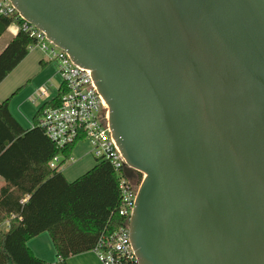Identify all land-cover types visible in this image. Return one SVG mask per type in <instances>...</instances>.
<instances>
[{"label":"water","instance_id":"obj_1","mask_svg":"<svg viewBox=\"0 0 264 264\" xmlns=\"http://www.w3.org/2000/svg\"><path fill=\"white\" fill-rule=\"evenodd\" d=\"M92 72L143 175L139 264H264V0H9Z\"/></svg>","mask_w":264,"mask_h":264},{"label":"trees","instance_id":"obj_2","mask_svg":"<svg viewBox=\"0 0 264 264\" xmlns=\"http://www.w3.org/2000/svg\"><path fill=\"white\" fill-rule=\"evenodd\" d=\"M13 22L0 19V36ZM33 43L23 31L15 35L0 54V84L27 57ZM60 97L61 93L43 104L31 130L12 116L10 99L0 103V175L5 179L0 190V264H49L28 246L45 232L58 264H67L72 256L93 251L102 235L127 225L128 219L119 213L120 180L109 162L96 159L95 167L74 182L60 168L50 167L55 156L70 158L77 145L58 149L38 126L42 111L57 105ZM142 177L138 173L139 181Z\"/></svg>","mask_w":264,"mask_h":264},{"label":"built area","instance_id":"obj_3","mask_svg":"<svg viewBox=\"0 0 264 264\" xmlns=\"http://www.w3.org/2000/svg\"><path fill=\"white\" fill-rule=\"evenodd\" d=\"M1 18L13 19L18 32L23 31L32 37L34 43L29 46V50L39 47L48 60L56 64L61 76L59 103L42 111L38 126L58 149L87 141L93 156L97 160L109 162L118 174L121 195L119 213L128 219L127 225L113 234L102 235L93 251L103 264H139L132 247L129 226L142 179L139 181L137 172L133 178L126 175L128 165L109 125V107L98 91L92 72L76 65L64 50L47 39L45 33L21 17L11 1L0 0ZM47 91L46 88L40 90L39 98H44ZM64 160L62 155L55 156L50 167L61 168L60 164ZM68 162H74V158L66 159L65 164Z\"/></svg>","mask_w":264,"mask_h":264},{"label":"crops","instance_id":"obj_4","mask_svg":"<svg viewBox=\"0 0 264 264\" xmlns=\"http://www.w3.org/2000/svg\"><path fill=\"white\" fill-rule=\"evenodd\" d=\"M14 28L15 30L13 33L8 32L9 29L6 31L9 33L8 36H5L6 32L0 36V54L18 33L17 28ZM44 54L45 53L39 47L31 49L27 57L0 84V103L10 99L9 111L25 130L34 128L37 113L43 106L41 105L37 109L34 101H31L33 100L32 98H34L40 90L47 88V82L53 83L54 80L57 79L56 64L46 59V54ZM43 82L45 83L42 86ZM60 85H56L57 88H59ZM40 86L42 87L39 88ZM46 102L47 101H45V103ZM36 149L41 150L40 146H37ZM90 154L93 156L91 151ZM75 162L74 159V162H68L67 164L72 165ZM95 165L96 161L93 164H82L81 161L78 162L77 166L72 167L68 171L61 170L63 165L60 171L69 182H74L95 167ZM4 185L5 179L0 175V190ZM5 225L8 226V222ZM28 246L37 257L47 262L49 261L50 264H58L57 252L48 233H42L31 239L28 242ZM67 264H103V262L94 251H90L72 256L68 259Z\"/></svg>","mask_w":264,"mask_h":264},{"label":"rangeland","instance_id":"obj_5","mask_svg":"<svg viewBox=\"0 0 264 264\" xmlns=\"http://www.w3.org/2000/svg\"><path fill=\"white\" fill-rule=\"evenodd\" d=\"M14 27H15V25L12 24V26L9 28V31L8 32L13 33L14 30H15ZM8 32H6V35L5 36H8L9 35ZM45 57H46V59H48L46 55H45ZM56 74H57V79H55L53 83L52 82H50V83L47 82V85L45 84L47 86L46 89L48 91H47V94H46V96L44 98H39V95L41 93L39 95L37 93L36 96L34 95L35 97L33 96L34 98H32L33 100H31V101H34V104L37 107V109H38V107H40L41 105H43L45 103V101L49 102V101H51L52 99H54V98H56L58 96V88H57L56 85H60L62 83V79H61V76L58 73L57 67H56ZM44 83L45 82H43L42 86L44 85ZM42 86H40L39 88H41ZM90 151H91V147H90V145H89V143L87 141L80 142L74 148V150L72 152V156H71V157H74V159H75L76 162L74 164H72V165H70V164L64 165L61 168V170L62 171H66L67 170L68 171L72 167L77 166L78 165V162H81V161H82V164H89V163L90 164H93L96 161V158L90 154ZM48 263L50 264L49 261H48Z\"/></svg>","mask_w":264,"mask_h":264}]
</instances>
